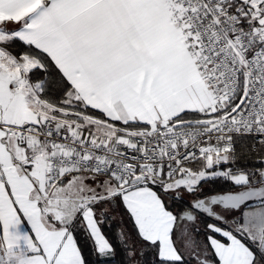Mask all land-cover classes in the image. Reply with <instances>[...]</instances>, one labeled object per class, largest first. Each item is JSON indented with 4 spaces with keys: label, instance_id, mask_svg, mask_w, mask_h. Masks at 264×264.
<instances>
[{
    "label": "snow or ice",
    "instance_id": "1",
    "mask_svg": "<svg viewBox=\"0 0 264 264\" xmlns=\"http://www.w3.org/2000/svg\"><path fill=\"white\" fill-rule=\"evenodd\" d=\"M0 264H264V0H0Z\"/></svg>",
    "mask_w": 264,
    "mask_h": 264
}]
</instances>
